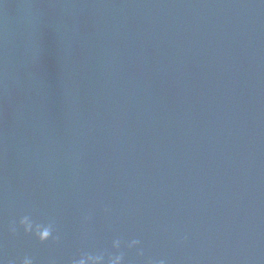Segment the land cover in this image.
Segmentation results:
<instances>
[{"label": "water", "instance_id": "obj_1", "mask_svg": "<svg viewBox=\"0 0 264 264\" xmlns=\"http://www.w3.org/2000/svg\"><path fill=\"white\" fill-rule=\"evenodd\" d=\"M120 252L264 264V0H0V264Z\"/></svg>", "mask_w": 264, "mask_h": 264}, {"label": "clouds", "instance_id": "obj_2", "mask_svg": "<svg viewBox=\"0 0 264 264\" xmlns=\"http://www.w3.org/2000/svg\"><path fill=\"white\" fill-rule=\"evenodd\" d=\"M18 229H22L24 234L34 236L41 244L48 242L53 238L54 228L51 223L46 225L35 224L30 216L25 215L20 218L18 225L12 224L9 227V231L15 235ZM122 246V241L120 239H115L112 241V248L119 251ZM128 249H137L138 255H143V251L140 248V241L133 239L127 243ZM124 255L122 252L116 255L106 256L104 253L99 254H81L78 258L73 260V264H123ZM21 264H34V259L31 256H24ZM163 264V261H161Z\"/></svg>", "mask_w": 264, "mask_h": 264}]
</instances>
